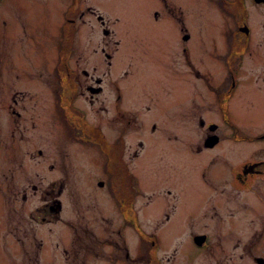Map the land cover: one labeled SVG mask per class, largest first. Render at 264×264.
Here are the masks:
<instances>
[{"label": "rangeland", "instance_id": "rangeland-1", "mask_svg": "<svg viewBox=\"0 0 264 264\" xmlns=\"http://www.w3.org/2000/svg\"><path fill=\"white\" fill-rule=\"evenodd\" d=\"M79 1L80 5L85 2L95 5L109 25L116 27L121 36L119 51L128 43L138 44L126 35L129 32L124 29L152 26L153 20L146 22L152 8L159 5H150V0ZM216 1L179 0L181 15L191 33L188 40L192 50L190 55L201 71L193 72L184 56L176 80L182 82L185 105L193 98L202 102V95L211 93L209 83L226 75L232 87L228 112L233 123L246 132L244 140L236 141L241 149L225 138L214 147L202 152L194 151L192 145L203 140L210 130L205 125L209 120L217 123V131L228 125L223 108L221 106L216 110L215 106V109H210L202 104L200 108L197 106L195 114H191L185 106L179 114V121H174L175 117L178 120V116L170 112L173 100L169 99L176 86L174 80L166 79L169 111L166 114L165 136L158 144L143 147L142 153L135 158L132 155L123 158L135 175L136 180H132L127 168L125 171L121 166L116 169L118 164L115 160L113 165L106 159H99L95 147L87 152V148L83 150L86 144L81 146L77 142L76 145L71 140L72 136L65 129V115L57 110V105L64 100L53 99L52 83L49 82L52 80L47 77V72L57 75L63 73V69L60 67L55 73L58 57L51 59L49 54L56 55L57 47L63 41L62 23L68 14L65 9L72 0H0V56L5 59L9 76L0 72V100L6 102V107L0 104V264H69L63 249L70 235L67 225H77L81 229L87 227L86 235L94 233L102 239L117 240V226L124 227L126 221L130 224L126 225L129 233L122 229L126 243H122L121 238L118 245L123 253L128 250L133 260H118L120 264H134L139 259L136 255V238L139 236L132 225L140 228L149 246L151 234L155 232L157 243L152 248L157 258L166 249L170 251L175 245H186L191 232L205 230L210 231L216 240L229 242L225 245L233 253L232 263L257 264L252 255L262 254L264 249V242L259 244L257 239V228L261 230L260 235H264L259 211L263 207V216L264 178L259 180L264 174L259 179L256 173L247 175L245 183L248 188L238 193L230 191L233 190L231 185L234 183L238 188V184L245 180L236 181L230 168L242 163L244 158L264 159V9L255 0H246L255 19V29L251 43L240 52L244 62L233 82L223 34L224 25L229 29H235L237 25L230 11L235 3L232 0ZM220 4L222 9L219 10ZM85 18L86 22L82 24L77 16L76 25L90 29L94 26L93 22L98 24L91 13H86ZM175 27V23L173 26L166 24L168 30ZM2 31L6 32L5 38L1 35ZM226 33L229 41L230 34ZM141 43L143 45V40ZM251 49L253 51L249 52ZM124 58L123 65L116 66L122 76L123 68L129 61L127 50L124 51ZM16 66L23 67L18 78L14 76ZM102 67L105 70L108 68L105 59ZM3 76L8 80L7 92H4L2 84ZM158 85L155 80L144 77L135 82L133 91L138 97L144 91L157 89ZM14 89H18L17 92ZM14 95L20 114L9 108ZM73 102L86 106L84 110L89 121H97L98 112L82 96L76 97ZM135 103L138 109L148 113L142 101L136 99ZM198 114L204 116L205 124H200ZM120 124L123 122L120 121ZM134 127L128 128V135L133 136L136 142L144 134ZM156 133L159 131H150L148 136ZM132 148L125 147V154ZM116 172L120 176L118 186L112 179ZM203 172L220 174L227 179L210 189L204 182ZM123 173L127 175L128 182H122ZM100 181L105 183L99 185ZM121 187L134 188L136 196L123 200ZM114 193H119L116 195L119 208L111 198ZM53 197L56 198L57 210H45L44 204L52 203ZM135 216L137 220H134ZM162 240L170 241L169 247L165 248ZM236 243L238 246L235 247ZM244 245L246 250L243 251L248 254L240 259L239 253ZM124 246H127L125 250ZM104 247L107 251L111 248L109 245ZM99 256L87 254L85 263L114 264ZM143 261L141 264H147L145 259Z\"/></svg>", "mask_w": 264, "mask_h": 264}, {"label": "flooded vegetation", "instance_id": "flooded-vegetation-1", "mask_svg": "<svg viewBox=\"0 0 264 264\" xmlns=\"http://www.w3.org/2000/svg\"><path fill=\"white\" fill-rule=\"evenodd\" d=\"M173 1L174 3L172 0H159L158 2L156 0H150V5L159 3L158 6L152 8L149 19L146 22L148 23L150 21L151 23V20H153L154 23L152 26L124 29L129 32L126 35L132 40L138 41V44L128 43L127 46L125 45L123 47L122 51H119L121 36L116 27L110 26L104 14L92 3L85 2V4L80 5L79 0H72L65 9L68 10V14H71L64 16L65 21L62 23L63 28L61 31V37H64L63 41L57 47L56 55L55 53L49 54L51 59L55 56L58 57L59 63L54 66L57 69V71L54 70L55 73L59 71L60 67L63 69V73H57V75H50L47 72V77L52 80L49 82L52 83L51 91L53 99L58 101L63 98L64 100L57 105V110L58 112H63L65 115V129L66 131L68 130L69 136H72L71 140H73L76 145L77 142L81 146L86 144L83 150L87 148V152H89L91 147H95L97 158L106 159L113 165L115 163L118 164L116 169L121 166L122 170L125 171V168H127V172L131 173L132 180H136L135 175L131 169H128V165H125L126 161L124 160V163L123 158L127 159L126 156L130 155L135 158L142 153L143 147L150 144H158V141L165 136L164 128L166 125V114L169 111L165 88L166 79L174 80L176 86L173 95L169 99L173 100L171 105L173 110L170 112L173 113L174 116H178V120L176 117L175 119L172 118L174 121H179V114L183 111L185 106L187 107L186 111L191 114H195L197 106L199 105L200 108L202 104H206L210 109H215V106L216 110L221 108V106L223 108V115L228 121V125L224 126V128L219 131L216 130L217 123L214 120H209V122L205 124L204 116L198 114L200 124H205L206 128L208 126L210 130L203 140H198L196 144L192 145L194 151L202 152L204 149L214 147L225 138L233 142L236 148L239 147V149H241L236 141H241L246 138L244 128H240L236 123H233L231 115L228 112L229 94L232 87L228 83L226 75L218 77L217 81L209 83L211 86V93L207 96L202 95V102L198 100L195 101L193 98L192 102L184 105L182 82H179V79L176 80V77H178L181 72L182 63L186 58L193 72L194 70L201 71V69L193 63L190 55L192 50L189 48L188 40L191 37V33L186 19L181 15V3L179 0ZM221 1L224 2L225 0ZM231 2L235 3L230 9L232 13L231 17L233 22L235 24L237 23V25H235V29L234 27L229 29V27L224 25L225 30L223 35L225 42L224 47L228 52L226 58H228L230 63L229 71L232 74L230 79H233V82H235L238 68L241 63L244 62L240 52L245 51L252 41L255 19L251 10L247 7L246 0H232ZM255 2L264 9V0H255ZM228 6L230 5L228 4ZM219 8L222 9V4L218 6V9ZM86 13L93 14L95 21L98 23L95 24L93 22L94 26L90 29L76 25L77 16L79 17V22H82V24L86 22ZM116 18H118V15H116ZM224 18L226 17L224 16ZM167 23L171 26L175 23L176 27L173 28V30H168L166 28ZM185 28L187 30H184ZM226 31L230 34L229 41L225 36ZM1 35L5 38L6 32L2 31ZM142 40L143 45H140L142 44ZM125 50L128 52L129 61L127 66L123 68L124 76H122L118 73L120 68L117 69L116 66L120 65L121 67L123 65ZM252 51L253 49L249 50V52ZM0 58V72L8 76L3 55H1ZM104 59L108 64L106 70L102 67ZM234 61L235 63L231 66ZM16 67L17 68L14 69V76L18 78L22 73L21 70L23 67ZM35 77L38 78V76ZM144 77L155 80L159 85L157 89H149L136 97L133 91L134 84L137 80ZM3 78L2 84L5 88L4 92H7L6 83H8V80L4 76ZM10 83L13 82L11 81ZM13 87H16V85L13 84ZM47 88L50 90L49 87ZM17 90L18 89H14V92H17ZM78 96H82V98L98 112L97 121H89L85 115L84 109H86V106L82 103L81 105L73 102ZM136 99L142 101L143 106L148 110L147 114L144 110H140L138 109L139 107L135 106ZM16 101L17 97L14 95L13 101L9 103V108L12 112L20 114L21 111L15 104ZM0 104L6 107V102L4 100H0ZM55 108L56 104L55 101H53V109ZM112 120H116V122ZM110 121L113 123H110ZM120 121L123 122L122 125ZM131 126H136L134 129H138L141 134H144L143 137H139L136 142L133 136L128 135V128ZM150 131L153 133L159 131V133L148 136ZM215 135L217 136L216 140L211 144L208 143L211 141V137L213 138ZM65 137H68V135L65 134ZM262 137L264 138V133H262ZM128 146L133 148L128 154H125V147ZM113 160H115V163H112ZM242 160V163H239L236 167L232 166L230 170L235 174L233 177L236 181L238 179L245 181L240 182L238 188L235 187L233 183L231 185V189L233 190L230 191L241 193V190L243 191L248 188L247 183H245L248 179L247 175L256 173L259 179L260 176L264 174V168L262 167L264 164L263 157L256 160H245V158ZM263 178L264 176L259 181H262ZM112 179L116 186L120 184V176L117 172ZM127 179V175L123 173L122 182ZM203 179L211 189L214 188V186L222 184L227 177H222L220 174L216 175L215 173L210 174L208 172H203ZM215 181L219 183H215ZM104 183V181H100L98 184L103 185ZM258 185L260 186L261 183L258 182ZM237 189H239V191H237ZM259 190H261V188H259ZM120 191L123 193L121 195L123 200H127L129 197L132 198L133 195L136 196L134 194V188L128 189L121 187ZM167 191H171V189ZM136 193H139V191L136 190ZM117 194H115L114 197L111 196V198L114 200L117 208H119ZM110 195H112V193H110ZM259 195L261 198V194ZM53 203H55V207ZM56 205V198L53 197L52 203L44 204V209L47 211H55L57 210ZM135 205L138 207L137 204ZM260 208V225L262 224L264 228V215L262 216L261 213L263 207ZM135 217L134 220H137V217ZM167 217H169V215H167ZM124 224V227L117 226L119 227L118 230H116L119 235L117 240H113L112 238L102 239L94 233L86 235L88 232L87 227L81 229V227L77 225H67L70 235L68 243L63 249L68 263L86 264L85 258L87 254L93 256L100 255L114 264H120L118 260L125 262L133 260L129 256L128 250L123 253L119 247L121 244L119 239L122 238V243L126 241V235L123 234L122 229L124 228L125 233H129L128 229H126V225H128L129 222L126 221ZM132 226L136 228L139 236L136 238V241H138L136 245V255H138L139 259L134 262V264H141L144 262V259L147 264H234L232 263L233 253L228 251L227 245H225L229 242L219 239L216 240L215 237L211 235L210 231L203 230L200 232H191L190 236L187 238L186 245H172L174 246L172 250L169 251L166 249L159 258H157L152 248L157 243L156 239H154L155 232L151 234L152 240L150 241L151 246H149L140 228L137 225ZM81 233L84 234L82 235ZM257 234H259V237H256L259 241L258 243L262 244L264 242V235H260L261 230L258 228ZM218 236L220 239L222 238L221 235ZM161 242L165 248L169 247L170 241L163 242L162 240ZM238 243H236L235 247L238 246ZM244 244L246 245L247 242H244ZM105 245H109L111 248L107 251L105 250ZM245 245L239 253L240 259L248 254L246 251H243L246 250ZM126 247L127 246H124V250ZM263 254L264 249L262 254L252 255V259L256 261L257 264H264ZM76 258H78V260L74 261Z\"/></svg>", "mask_w": 264, "mask_h": 264}, {"label": "water", "instance_id": "water-1", "mask_svg": "<svg viewBox=\"0 0 264 264\" xmlns=\"http://www.w3.org/2000/svg\"><path fill=\"white\" fill-rule=\"evenodd\" d=\"M216 138H217V136L215 135V136H213V138L211 137V141L210 142H208V143H213L215 140H216ZM203 236V235H202Z\"/></svg>", "mask_w": 264, "mask_h": 264}]
</instances>
